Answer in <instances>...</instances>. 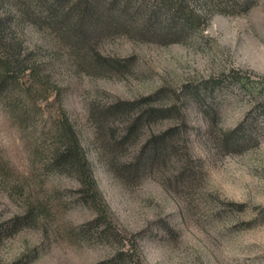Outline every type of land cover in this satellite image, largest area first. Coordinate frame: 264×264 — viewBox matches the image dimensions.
Here are the masks:
<instances>
[{
	"label": "rangeland",
	"instance_id": "obj_1",
	"mask_svg": "<svg viewBox=\"0 0 264 264\" xmlns=\"http://www.w3.org/2000/svg\"><path fill=\"white\" fill-rule=\"evenodd\" d=\"M218 2L188 0L200 20L174 38L135 28L101 34L90 49L116 63L107 70L78 65L39 16L15 28L46 84L34 126L0 107V225L33 215L0 242V264H99L121 249L132 255L124 264H264V0ZM10 4L0 15L14 12ZM197 90L216 99L217 117L189 100ZM117 103L132 112L97 137L92 114ZM175 105L114 147L142 109ZM250 113L253 140L224 146ZM62 119L92 164L109 238L97 236L91 222L100 212L81 200L78 178L46 167L56 143L40 134ZM171 129L167 152L130 174L146 141Z\"/></svg>",
	"mask_w": 264,
	"mask_h": 264
},
{
	"label": "trees",
	"instance_id": "obj_2",
	"mask_svg": "<svg viewBox=\"0 0 264 264\" xmlns=\"http://www.w3.org/2000/svg\"><path fill=\"white\" fill-rule=\"evenodd\" d=\"M220 1L225 2L227 6L238 4V0ZM10 2L14 6V12L0 15V107L12 121L28 124L29 127L35 125L38 116L37 98L45 89L46 77H42L41 71L35 65L28 64L29 58L23 52L22 44L16 41L15 28L22 22L39 16V20H44L65 43L78 65L88 63L92 68L107 70L114 68L116 63L99 55H91L90 46L101 34L135 28L144 34L174 38L176 35L188 34L200 20L198 15L189 10L188 0H0V9L10 6ZM217 3L218 0H215V3L207 8L216 7ZM25 79L27 83L24 82ZM189 100L207 116H218L214 97L197 90L189 95ZM176 109V105L166 109H142L126 123L123 135L115 141L114 147H124L137 137L139 129L144 125L158 118L170 117ZM132 110V104L117 103L108 107L103 114L94 112L92 117L96 124V136L105 138V135H109L106 129L108 122L120 116H127ZM252 114L250 113L248 119L236 130L223 137L224 146H244L253 140L257 126L255 120H249ZM47 127L49 129L42 131L40 139L45 141L51 137L56 147L46 167L58 173L73 174L78 178L81 200L100 212L96 220L91 222L98 231L97 236L109 238L110 229L104 225L107 223L105 215L101 213L102 196L97 187L92 164L86 157L77 132L64 119L53 120ZM173 131L171 129L149 138L134 163L126 168L127 171L130 174H139L150 169V166L167 152V142ZM31 219L32 210H29L26 216L1 224L0 242L12 236ZM131 256L129 250L121 249L112 259L99 264H124Z\"/></svg>",
	"mask_w": 264,
	"mask_h": 264
}]
</instances>
